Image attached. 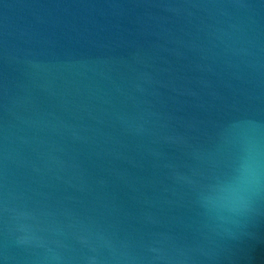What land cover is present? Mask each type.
Masks as SVG:
<instances>
[{"label":"water","instance_id":"1","mask_svg":"<svg viewBox=\"0 0 264 264\" xmlns=\"http://www.w3.org/2000/svg\"><path fill=\"white\" fill-rule=\"evenodd\" d=\"M0 264H264V0H0Z\"/></svg>","mask_w":264,"mask_h":264}]
</instances>
